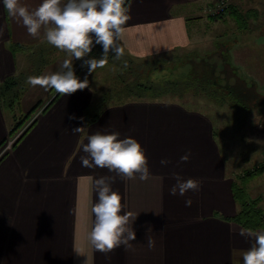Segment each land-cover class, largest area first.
I'll return each mask as SVG.
<instances>
[{
  "label": "crops",
  "instance_id": "crops-1",
  "mask_svg": "<svg viewBox=\"0 0 264 264\" xmlns=\"http://www.w3.org/2000/svg\"><path fill=\"white\" fill-rule=\"evenodd\" d=\"M263 1L232 0L228 14L214 19L210 9L215 0H129L126 6L131 19L124 26L120 46L142 60L171 58L190 45L191 24L201 35L205 36L208 28L218 36L223 30L219 22L232 15L236 21L225 23L236 31L218 44L213 55L225 56L222 60L236 74L237 67L242 68L252 83L247 84L237 75L245 92L238 94L234 89L237 85L224 89L247 107L248 101H254L251 106H259L264 100L258 99L257 90L264 85L253 76L251 67L257 70L254 72H264V54L253 43L257 36L264 41V34L250 35L263 24L264 13L256 16ZM23 2L34 9L42 0ZM248 15L252 17L248 19ZM0 29V88L6 78L32 70V57L23 50L13 52V45L31 47L32 51L45 45L48 54L61 52L44 39L43 31L39 38L28 35L27 29L7 13L2 0ZM245 29L248 31L243 33ZM258 31L264 32V26ZM44 51L39 52L42 58ZM52 57L46 61L50 63ZM242 60L248 61L241 63ZM41 65L39 76L44 73ZM59 70L60 66H54L45 73ZM37 88L39 91L34 92ZM22 89L11 104L0 97V145L28 111L16 113V102L23 101L26 95L31 106L53 97L51 89L36 86L25 93ZM94 97L90 85L70 96H58L47 112L36 116V123L12 150L0 158V264H233L232 250H247L254 243L252 238L240 236L241 226L231 220L241 208L233 186L244 189L249 201L257 197L252 199L247 194L253 177L242 176L246 170L227 175L222 144L211 119L181 103L128 99L108 101L97 120L86 125L83 112ZM73 114L76 118L69 119ZM74 127H83V131L74 134ZM96 132L134 137L145 149L150 170L146 181L116 177L112 183V190L122 197L124 210L136 216L130 225L136 239L131 249L126 251L121 246L108 255L94 250L88 237L95 219L91 209L97 202L94 180L115 173L106 168H84L80 159L86 155L82 146L88 142L87 137ZM189 151V161L180 163L181 156ZM162 159L170 162L162 165ZM174 173L184 180H200L201 190L184 196L170 195L176 183ZM189 198L192 204L187 207L185 201ZM148 238L154 241L151 249Z\"/></svg>",
  "mask_w": 264,
  "mask_h": 264
},
{
  "label": "clouds",
  "instance_id": "clouds-1",
  "mask_svg": "<svg viewBox=\"0 0 264 264\" xmlns=\"http://www.w3.org/2000/svg\"><path fill=\"white\" fill-rule=\"evenodd\" d=\"M7 13L27 29L28 35L39 38L43 31L44 39L55 48L69 54L60 65V70L50 75L29 76L26 83L39 86L45 91L54 89L62 96H70L77 90L89 87L87 75L81 80L75 73L73 60H82L81 67L87 73H94L107 64L108 54L114 53L119 60L124 49L120 46L124 26L131 19L130 8L126 0H42L34 9L23 0H2ZM2 34V29H0ZM100 45L103 49L100 59L90 57L92 49ZM87 57V58H86ZM74 114L69 119H75ZM83 131V127H74V134ZM83 144L81 166L88 169L101 168L114 172L115 176H101L94 180L97 202L92 206L94 225L89 234V242L94 250L108 255L123 246L127 251L136 233L130 225L136 219L126 212L122 197L112 190L116 177L124 180L146 181L150 177L148 157L145 149L132 136L121 138L119 132H96L87 137ZM191 152L180 158V163H187ZM170 161L162 159L167 165ZM176 183L170 188V195L184 196L187 192H199L202 182L194 178L184 180L179 174L172 177ZM191 198L185 201L190 207ZM240 236L252 238L254 243L247 250H232L233 264H264V230L253 231L241 227ZM148 248L154 247V241L148 238ZM81 254L79 249L75 250Z\"/></svg>",
  "mask_w": 264,
  "mask_h": 264
},
{
  "label": "rangeland",
  "instance_id": "rangeland-1",
  "mask_svg": "<svg viewBox=\"0 0 264 264\" xmlns=\"http://www.w3.org/2000/svg\"><path fill=\"white\" fill-rule=\"evenodd\" d=\"M260 8L257 9V17L261 12L264 13V1L261 3ZM227 14L228 11L226 10L219 15H212L210 13L211 17L214 19H221ZM251 15H248V19L252 17ZM259 20L260 19L258 18L257 22ZM230 21H236L235 17L230 15L227 17V21L219 22L222 24L223 30L218 36H215L214 29L210 31L208 28L206 35H201L197 31L199 29L195 28V24H191L190 31L192 38L190 45L186 48H182L177 52L180 55L171 57V59H157L159 63L165 64V69L153 72L152 70L158 66L155 64L152 67V70H150V76L148 74H146V76L141 74V72L144 71L143 69L147 68L152 63L147 60L134 58L133 60L136 65L132 69L129 70L126 67L121 68V64L125 63V61L129 59L127 55H123L119 60H117L115 58V54L110 52L109 54L111 57H107L108 62L105 67L98 68L94 73L91 74L87 73L86 67H81L82 60H73V62L76 64L74 70L79 71L77 76L83 80L87 75L89 85L93 89L95 95V97L92 99L93 103L89 106V111L93 113L100 104L104 105L105 107L108 101H111L112 103L135 98L157 99L166 102L181 103L182 106L188 109L200 111L211 119L213 126L218 132L217 138L222 144V158L225 163L227 175L233 176L235 174H242L243 170H250L253 167H257L259 163L264 161V101L259 103V106H251L254 101H248L247 107L244 105L241 99H234V94L232 96L228 94V90L224 89V87L228 85H237L238 88L234 89H236V91L238 90V94L245 92V87L241 85L240 81L236 80L238 76L239 78L246 80L247 84L251 85L252 83L248 80L249 78L247 74H244L242 68L237 67L236 74L232 72L230 67L222 60V58H225V56H222L221 58V56L213 55L216 54L218 44L221 43L227 37V35L236 31L230 30V26L225 23ZM263 26L264 21L261 27ZM261 27L258 25L257 31L251 32L250 36L264 34V32L258 31ZM247 31L248 30L245 29L242 32L244 33ZM253 43L256 49L259 50L261 54H264V41L262 38L260 36L255 37L253 39ZM23 48L24 49L22 50L25 52V54L32 57V70L27 74L15 77L13 80L14 85L12 86V88L16 87V85L19 84L23 79L25 82L24 86L21 83L19 84L21 89L24 87V89H22L23 93L28 92L32 87L26 83L27 78L29 76L40 75L38 73V67L40 63H42L40 71L44 72L42 75H49L45 73L47 69L53 68L54 66H60L66 58H70L69 54L65 51H61L60 53L56 52L55 54L49 53V55V50L46 49L45 45L41 46L37 50L33 48V51L31 47L24 46ZM43 50H45L43 52L45 56L42 58L39 52H42ZM93 50L94 51L89 54L90 57L100 59L103 52L102 47L97 45ZM63 52L65 56H62ZM208 53L210 54L206 55ZM235 56L237 63H239L236 54ZM50 57H52V60L50 63H48L46 60L50 59ZM172 59H174L173 63L171 61ZM247 59L251 58L249 57ZM178 61L183 62L182 65L178 64ZM243 61L248 60H242L241 63H243ZM137 62L142 63L138 64ZM251 68L254 71H257L254 69V66ZM201 70L203 72H200ZM254 71L252 72L253 76L259 80L261 85H264V72L261 73ZM198 73L199 79L202 80V82H195V80L191 81L189 79H197ZM202 73L208 75L207 77H214L215 81L217 82V86H211L209 83H207V79H202ZM121 76L127 78L125 82L135 81L136 84L143 85L144 95L138 96L136 94H130L127 96L129 93L120 81ZM134 77H136L135 80H133ZM184 77H187L186 79H188L190 82L181 84L183 90L179 93H177V91L170 92L167 89H160L157 91L152 87L153 84L159 83L160 81L164 82L175 78L182 79ZM209 82L212 83L211 81ZM21 89L19 90L20 92ZM38 91L39 88L34 90V92ZM257 91L260 96L258 99L264 100V87L258 88ZM51 92L54 96L56 91L53 89ZM25 96L26 95L23 97V101H18L15 103L14 110L16 113L26 112L34 105L32 104L30 106L29 100L27 101ZM9 97L10 93H5L3 96L5 100L9 99ZM20 98H22L21 95ZM50 100H41V104L43 105L40 108L41 112ZM53 104L54 102L51 104V106ZM48 110L49 109L43 112H47ZM247 194L249 198L252 199L257 197L253 203H257V206L264 210V171L259 176H253V179L249 181ZM259 198L261 199L260 202H258Z\"/></svg>",
  "mask_w": 264,
  "mask_h": 264
},
{
  "label": "trees",
  "instance_id": "trees-1",
  "mask_svg": "<svg viewBox=\"0 0 264 264\" xmlns=\"http://www.w3.org/2000/svg\"><path fill=\"white\" fill-rule=\"evenodd\" d=\"M129 0H126V4L128 3ZM232 2V1H231ZM231 4V3H230ZM229 4V6H230ZM229 6L227 7L226 11H228V8ZM97 46V45H96ZM95 48V47H94ZM93 48V49H94ZM22 46L20 45H13L12 47V51L15 52V51H20L22 50ZM57 51L59 49L55 48ZM92 49V51H94ZM98 49V47H97ZM100 49V48H99ZM61 51V50H60ZM64 53V52H63ZM124 56L127 55L129 59H127L125 61V63L121 64V68H124L126 67L127 69H132L136 64L134 63V56L128 54V53H125L123 54ZM111 57L110 54H108V58ZM157 59H171V58H157ZM156 58L154 57H150V58H146V59H143V60H147V61H150L152 62L147 68H144L141 72L142 75L146 76V74H148L149 76L151 75L150 73V70H152V67L157 64L158 66L155 67L152 71H161L163 69H165L164 65L165 64H161L159 63V61L157 60ZM141 60V59H140ZM146 61V62H147ZM164 61H167V60H164ZM172 63L174 62V59L171 60ZM158 62V63H157ZM138 63V62H137ZM142 63V62H141ZM141 63H138V64H141ZM183 62L181 61H178V64L182 65ZM73 65H74V68L76 66V64L73 62ZM200 72H203L202 70ZM76 75H78L79 71H75ZM201 78L202 79H207V82L211 81L212 84L216 85L217 82L215 81L214 78H210V77H207L208 75H205L204 73L201 74ZM17 77V76H11V77H8L5 79V83H4V86H2L0 88V97L3 98V96L5 95V93H10V97L9 99H6L5 102L6 103H10L11 104V101L14 100L15 95L17 93L18 95V90H20V87L19 85L17 84L16 87H13L12 86L14 85V78ZM187 77H184L182 79H178V78H175V79H172V80H167V81H164V82H159V83H155L153 84V89L154 90H157L159 91L160 89H167L169 90L170 92L171 91H177V93H179L180 91H182V87H181V84H185L187 82H190L188 79H186ZM136 77L133 78V80H135ZM148 79V78H147ZM146 79V80H147ZM191 81H194L195 82H202V80L199 79V73H198V77L197 79H192V78H189ZM125 80H127V78H124L123 76L120 77V81L122 83V85H124V88L126 90H128V95L130 94H136L138 96H141V95H144L143 92V85L141 84H136L135 81H132V82H125ZM22 85H24V80L22 79V81L20 82ZM19 83V84H20ZM53 90V89H51ZM12 92V93H11ZM228 94H230V91H228ZM231 95V94H230ZM60 96L59 93H56L52 98L51 100L45 105V107L43 108V111L47 110L51 104L56 100V98ZM232 96V95H231ZM7 97V96H6ZM4 99V98H3ZM138 99H143V98H135V100H138ZM234 99L235 98V95H234ZM243 101V100H242ZM42 101H37L27 112L24 116L20 117V119L15 123V125L13 126V128L11 129V131L8 133V136L10 135H13L17 130H19L25 123H27V120L31 118V116L35 113V111L42 107L43 105L41 104ZM120 105V104H118ZM245 105V104H244ZM89 106L88 105L84 110V122L86 125H89L93 122H95L99 116V113H101L102 109L104 108V105L100 104L98 105L97 109L94 110L93 113H91L89 111ZM114 106H117L114 105ZM243 107H246V106H243ZM246 109V108H245ZM40 112V114L44 113V112ZM88 113V114H87ZM36 120H37V117L33 119V121L31 122V124L23 131V133L21 134V136L19 137L18 140H16V142L14 143V145H16L20 140L21 138L33 127V125L36 123ZM7 136V137H8ZM6 138L3 140V142L1 143L4 144ZM0 145V146H1ZM13 145V146H14ZM264 170V163H260L257 167H253L252 169L250 170H246L245 172H243V175L242 176H246L247 178H251L253 176H256L260 173H262V171ZM234 188V195L236 197H239L238 199L241 201V208L240 210L237 212V214L231 218L232 221L238 223L241 227L243 228H246V229H251L253 231H257V230H260V229H264V211L262 209H260L259 207H257V203H253V201H249L247 198H246V194L244 192V189L242 190L241 188H237L236 186H233ZM255 202V201H254Z\"/></svg>",
  "mask_w": 264,
  "mask_h": 264
},
{
  "label": "built area",
  "instance_id": "built-area-1",
  "mask_svg": "<svg viewBox=\"0 0 264 264\" xmlns=\"http://www.w3.org/2000/svg\"><path fill=\"white\" fill-rule=\"evenodd\" d=\"M231 1L232 0H215L214 5L210 9V13L212 15H219L223 13L227 9ZM40 108L35 111L31 118L27 120V123H25L19 130H17L13 135H9L8 137H6L4 144L0 148V158H2L4 155H6V153L12 150L14 143L19 139L23 131L31 124L33 119L36 118L38 114H40Z\"/></svg>",
  "mask_w": 264,
  "mask_h": 264
}]
</instances>
